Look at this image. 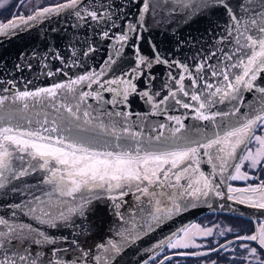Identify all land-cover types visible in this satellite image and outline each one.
<instances>
[{
  "label": "snow or ice",
  "instance_id": "obj_1",
  "mask_svg": "<svg viewBox=\"0 0 264 264\" xmlns=\"http://www.w3.org/2000/svg\"><path fill=\"white\" fill-rule=\"evenodd\" d=\"M67 9L76 18L71 27L91 30L83 40L76 31L69 41L72 66L98 51L105 55L98 70L67 82L22 90L0 85V200L13 197L0 204V264H119L166 220L201 204L217 207L213 197L231 201L219 207L258 227L229 225L217 233L182 225L143 250L139 264H179L178 257L264 264V177L258 174L264 137L255 135L264 128V83H257L264 78V0H70L26 18L14 15L0 25V35L15 37ZM212 17L223 19L215 22L207 51L178 59L187 42L162 48L153 39L174 36L181 22L211 23ZM55 58L69 66L64 56ZM249 92L256 102L241 112ZM132 96L149 106L144 116H163L167 123L130 124L140 118L130 111ZM225 104L227 111L217 107ZM178 109L187 111L173 115ZM186 119L208 123L188 126ZM254 135L261 149L243 155ZM245 161L251 174L241 170ZM241 180L253 183L229 184ZM129 195L136 203L125 209ZM104 201L115 222L100 235L103 228L91 216ZM36 225L71 228V239ZM191 229L203 242L189 235Z\"/></svg>",
  "mask_w": 264,
  "mask_h": 264
},
{
  "label": "water",
  "instance_id": "obj_2",
  "mask_svg": "<svg viewBox=\"0 0 264 264\" xmlns=\"http://www.w3.org/2000/svg\"><path fill=\"white\" fill-rule=\"evenodd\" d=\"M69 2L70 0H67L47 7H56L57 5ZM87 2L91 3L92 0H87ZM42 9H37L36 11ZM132 11L134 13L135 9H132ZM35 12L29 15H34ZM72 12V9H67L59 15L53 14L50 19H47L43 23L36 24L29 31L20 32V34L16 35L15 37L0 35V85L6 86L5 82H11L18 86V88L14 90L36 89L39 87L51 86L54 82L57 81L67 82L71 78L84 73L86 70H92L94 68L98 70V66L101 65L102 59L105 55L104 51H98L95 54L94 58L85 59L81 57L80 59L81 61H83V63H80L78 61L76 66H72V58L70 56L71 50L67 47L69 41H74L77 39V37L74 35L76 31L80 32V40H83V34L85 31H88L89 35H91L90 29L81 28L77 30L74 27H71L76 22L75 16L71 14ZM27 16L28 15H26L25 18ZM218 19L222 20L223 17H212L211 23L207 19L199 20L189 25H185L183 22H181L173 26V31L175 32L174 36L171 34L165 35L164 33H161L160 35L153 34V39H155L162 48H172L177 41L187 42L185 45H183V53L177 57L178 59H183L195 54L197 50L201 49L202 47L205 51L209 50L211 43L213 42L212 31L215 30V22ZM7 21H5L4 23H6ZM97 40H99V37H97ZM53 45L55 47H52ZM143 48L146 52L148 51L146 44L143 45ZM56 54L64 56L68 60L69 66L64 67L62 62L55 58ZM45 57H47L46 68L44 59ZM128 62L130 61L126 60L125 64H127ZM189 63H191V61H189ZM17 65H22V68H17ZM29 65H31V68H29ZM62 67L63 73H57L56 69ZM49 70L53 72V75L51 77L47 75V72ZM156 71L159 73L163 72L164 69L159 68ZM185 83H190V81L186 80ZM257 83H264V78L258 79ZM156 85L157 87H159V79L156 81ZM141 87H143L142 84ZM104 95L105 98H111L112 94L104 93ZM254 96L255 94L251 92L246 94L245 98L247 103L243 105V107L241 108V112H246L248 110L249 104L256 102ZM89 102L93 104L95 103V101L91 100ZM130 105V111L132 113L139 114L140 116L139 119L136 116H133L129 121L130 124L143 126V124L145 123L156 125L162 122L167 123L163 116H144V114L148 111L149 106L146 105L137 96H132ZM108 107L111 108V105H108ZM217 107L227 111L230 106L225 104L218 105ZM123 110L128 111L129 109ZM186 111L187 110L184 109H178L172 114L180 115L182 113H185ZM184 123L188 126L196 124L202 127L203 124L208 122L186 119L184 120ZM209 127L212 126L209 125ZM147 135L148 133L146 132L145 136ZM237 153L240 154L239 148L237 149ZM244 153L245 151L243 152V155ZM201 167L202 169H208L210 171V165L204 164ZM232 171L234 173V169ZM14 198L17 200L20 199L19 195H16ZM12 199L13 197L10 195L5 199L0 200V204H7L11 202ZM125 200L127 201L124 206L125 209L130 206H134L136 203L134 197L131 195L126 197ZM213 201L217 205V207L215 208L210 207L209 204H201L195 209L189 210L173 217V219L171 220H166L156 231L151 232L150 234L145 236L141 241L138 242L136 246L129 248L119 260V264H139V261L145 258V253L143 250H146L147 248H149V246L153 245L154 242L160 240L161 238L168 236L169 233L176 231L182 225L188 226L193 222L198 221L201 217L210 215H224L230 218H234L232 215H230L228 210L221 209L219 207L220 203L231 205V201H220L215 197H213ZM213 201H210L209 203L211 204ZM107 203V201H104L98 204L95 214L91 216V220L96 224L97 229L103 228V231L99 233L100 235H107L108 227L115 222V218L112 216L110 208L104 206ZM236 207L241 208L243 206L236 205ZM245 211L251 210L245 209ZM252 225L254 226V228L257 226L254 223H252ZM36 226L44 227L46 231L54 233L55 235H60L62 233L65 236H69V239H71V228H61L59 230H56L47 228L46 226ZM79 238L81 239V241L84 240L83 235H81ZM88 243L92 244L93 240H89Z\"/></svg>",
  "mask_w": 264,
  "mask_h": 264
},
{
  "label": "rangeland",
  "instance_id": "obj_3",
  "mask_svg": "<svg viewBox=\"0 0 264 264\" xmlns=\"http://www.w3.org/2000/svg\"><path fill=\"white\" fill-rule=\"evenodd\" d=\"M64 0H0V22L4 21L5 19H8L10 17H13L14 15H29L37 10V8H44L47 5H55L58 4V2H61ZM262 131H259L256 135H260L264 137V128H261ZM249 149L255 154L258 150L261 149V146L258 144V142L255 140V136L252 138V142L249 146ZM248 151V150H247ZM247 151L246 154L247 155ZM247 162V161H245ZM244 162V165L242 166V171L246 170V163ZM259 167V166H258ZM253 170L249 169L248 172L251 174ZM235 174V173H233ZM241 184V187L245 186L247 183H253L252 181L245 182L243 180L238 181ZM256 183V182H255ZM235 186V185H232ZM237 187V186H236ZM197 228L203 229L207 227H212L214 232H219L226 230L227 226L233 225V226H240L242 228L247 229H254V226L252 224L246 223V222H240L239 220H231L228 218H205L203 219L200 224H196ZM223 226V227H221ZM258 227V225L256 226ZM195 234V239L198 243L203 242V237L196 232V229H191L189 235L192 236ZM183 235V234H182ZM211 239V238H208ZM255 246V244H253ZM200 249H189V251H195ZM191 260H178L179 264H204L203 258H194L197 260H194L192 257H190ZM215 258V257H213Z\"/></svg>",
  "mask_w": 264,
  "mask_h": 264
},
{
  "label": "flooded vegetation",
  "instance_id": "obj_4",
  "mask_svg": "<svg viewBox=\"0 0 264 264\" xmlns=\"http://www.w3.org/2000/svg\"><path fill=\"white\" fill-rule=\"evenodd\" d=\"M64 1H67V0H64ZM61 2H63V1H61ZM59 3V2H58ZM56 5V4H55ZM47 6H52V5H47ZM46 6V7H47ZM37 9H42V8H37ZM35 12V11H34ZM17 16V15H16ZM19 16V15H18ZM10 18H12V17H10ZM3 23V21L2 22H0V24H2ZM259 131H262V129L260 128V129H257L256 130V133H255V135L259 132ZM254 135V136H255ZM253 136V137H254ZM252 137V138H253ZM251 144V143H250ZM250 144H249V146H250ZM249 146L247 147V149L245 150V153H244V155L246 154V151L249 149ZM246 163V170L248 171L249 169H251V167H250V164H249V162H245ZM259 168V167H258ZM252 170V169H251ZM258 174H260L262 177H264V171H259L258 172ZM256 183H259V181H256ZM230 184L231 185H235V186H237V187H241V183L240 182H238V181H231L230 182ZM205 218H207V217H201L198 221H196V222H194V223H192V224H200V222L203 220V219H205ZM191 225V224H190ZM183 233H181V235H182ZM249 243H252V244H255V242H249ZM255 246H258V245H256L255 244ZM193 259H194V257H192ZM178 260H191V258L190 257H187V258H184V257H178L177 258Z\"/></svg>",
  "mask_w": 264,
  "mask_h": 264
},
{
  "label": "trees",
  "instance_id": "obj_5",
  "mask_svg": "<svg viewBox=\"0 0 264 264\" xmlns=\"http://www.w3.org/2000/svg\"><path fill=\"white\" fill-rule=\"evenodd\" d=\"M8 19H10V18H8ZM8 19H5L4 18V21H6V20H8ZM4 21H3V23H4ZM219 218V219H222V218H228V219H231V220H233V219H235V220H239L240 222H246V223H249L248 221H246V220H240V219H237V218H230V217H227V216H224V215H221V216H218V215H210L209 217H207V218ZM250 224V223H249ZM194 260H197V259H194Z\"/></svg>",
  "mask_w": 264,
  "mask_h": 264
}]
</instances>
